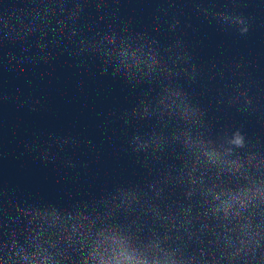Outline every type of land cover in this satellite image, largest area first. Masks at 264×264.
<instances>
[{
	"label": "water",
	"instance_id": "1",
	"mask_svg": "<svg viewBox=\"0 0 264 264\" xmlns=\"http://www.w3.org/2000/svg\"><path fill=\"white\" fill-rule=\"evenodd\" d=\"M0 264H264V0H0Z\"/></svg>",
	"mask_w": 264,
	"mask_h": 264
}]
</instances>
